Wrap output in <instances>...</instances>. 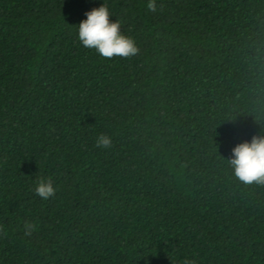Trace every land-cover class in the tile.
<instances>
[{
	"label": "trees",
	"instance_id": "trees-1",
	"mask_svg": "<svg viewBox=\"0 0 264 264\" xmlns=\"http://www.w3.org/2000/svg\"><path fill=\"white\" fill-rule=\"evenodd\" d=\"M102 3L137 55L81 45ZM147 4L0 0V264H264L228 163L264 136V0Z\"/></svg>",
	"mask_w": 264,
	"mask_h": 264
},
{
	"label": "clouds",
	"instance_id": "clouds-1",
	"mask_svg": "<svg viewBox=\"0 0 264 264\" xmlns=\"http://www.w3.org/2000/svg\"><path fill=\"white\" fill-rule=\"evenodd\" d=\"M147 7L156 11L155 0H148ZM86 19L77 26L78 40L81 45L93 49L103 58L115 57L130 58L139 52L133 38L121 32L118 20H111L109 8L102 3L100 7L93 8L85 13ZM111 138L100 135L96 139V146L111 147ZM232 175L244 185H264V136H253L250 141L236 145L232 149V158L228 161ZM35 194L42 200H48L55 195L56 189L51 180L40 179L36 182ZM31 224H25V229L30 232ZM185 264H194L185 261Z\"/></svg>",
	"mask_w": 264,
	"mask_h": 264
}]
</instances>
